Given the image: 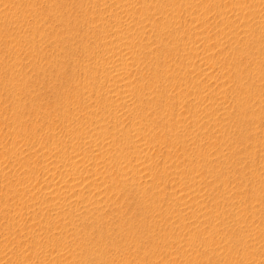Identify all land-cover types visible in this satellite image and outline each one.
I'll use <instances>...</instances> for the list:
<instances>
[{
    "label": "rangeland",
    "instance_id": "rangeland-1",
    "mask_svg": "<svg viewBox=\"0 0 264 264\" xmlns=\"http://www.w3.org/2000/svg\"><path fill=\"white\" fill-rule=\"evenodd\" d=\"M0 264H264V0H0Z\"/></svg>",
    "mask_w": 264,
    "mask_h": 264
},
{
    "label": "bare ground",
    "instance_id": "bare-ground-1",
    "mask_svg": "<svg viewBox=\"0 0 264 264\" xmlns=\"http://www.w3.org/2000/svg\"><path fill=\"white\" fill-rule=\"evenodd\" d=\"M123 55V54H122ZM118 66V65H117ZM150 66V65H149ZM116 69V68H115ZM120 69L121 68H119V66L117 67V69H116V72H117V74H121L119 71H120ZM116 76H121V75H116ZM120 96V95H119ZM118 99V98H117ZM91 129V128H90ZM96 133V132H95ZM86 144V143H85ZM85 146V145H84ZM83 147V146H82ZM106 149V148H105ZM94 150V149H93ZM99 153V152H98ZM101 153V152H100ZM69 156V155H68ZM77 157V156H76ZM65 167V166H64ZM96 174V173H95ZM94 175V174H93ZM90 181V180H89ZM64 183V182H63ZM80 184V183H79ZM55 207V206H54ZM85 253H86V251H85Z\"/></svg>",
    "mask_w": 264,
    "mask_h": 264
}]
</instances>
